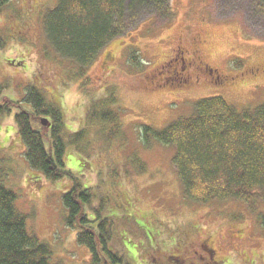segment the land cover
Masks as SVG:
<instances>
[{
    "label": "rangeland",
    "instance_id": "obj_1",
    "mask_svg": "<svg viewBox=\"0 0 264 264\" xmlns=\"http://www.w3.org/2000/svg\"><path fill=\"white\" fill-rule=\"evenodd\" d=\"M167 1L168 21L145 19L111 42L84 83L47 39L45 21L58 0H10L0 13L4 97L20 101L33 86L62 111L65 167L92 192L91 209L100 211L105 202L101 216L113 222L111 245L125 263L264 264V199L192 203L173 164L175 148L152 143L145 149L139 140L141 127L161 130L188 119L201 100L218 97L237 111L264 104V22L250 21L246 0ZM132 54L139 66L130 63ZM180 57L189 65L181 83ZM108 94L119 114L114 140L107 136L114 126L88 118L91 104ZM16 112L0 118V185L16 195L29 231L48 245L54 264H89L76 230L65 224L61 197L72 180L51 183L29 169ZM79 131L85 136L76 146L68 137Z\"/></svg>",
    "mask_w": 264,
    "mask_h": 264
},
{
    "label": "trees",
    "instance_id": "obj_2",
    "mask_svg": "<svg viewBox=\"0 0 264 264\" xmlns=\"http://www.w3.org/2000/svg\"><path fill=\"white\" fill-rule=\"evenodd\" d=\"M9 1L0 0V13ZM246 7L251 22H264V0H246ZM170 18L167 0H58L46 18L45 31L54 51L78 67L74 77L87 83L86 70L111 42L128 35L145 19ZM5 45L0 32V51ZM129 61L140 65L136 55ZM5 89L0 83V118L17 110L14 124L29 169L51 183L72 180L70 190L61 197L67 213L65 224L76 230L75 242L86 249L89 264H128L111 245L115 228L109 216H101L105 202L100 203V211L91 209L92 192L65 167L67 130L62 111L33 86L25 88L20 101L5 98ZM113 97L108 94L93 102L88 118L97 126L101 122L114 126L107 135L114 140L119 114L112 110ZM42 119L47 120L46 129ZM35 123L39 124L37 130ZM84 131L68 138L78 146ZM139 140L145 149L152 143L175 148L173 164L184 195L192 203L234 200L247 204L255 196L264 199V104L237 111L218 97L201 100L188 119L161 130L141 127ZM16 198L0 185V264H54L48 245L29 231Z\"/></svg>",
    "mask_w": 264,
    "mask_h": 264
},
{
    "label": "flooded vegetation",
    "instance_id": "obj_3",
    "mask_svg": "<svg viewBox=\"0 0 264 264\" xmlns=\"http://www.w3.org/2000/svg\"><path fill=\"white\" fill-rule=\"evenodd\" d=\"M180 55L182 56V53H180ZM176 62L180 65V67H181V75L183 76V77H185L184 79L182 78V76L180 75V74H178V75H180L181 77L180 78H177V79H179L180 80V82L179 83H181L182 81H184L185 82V80H188V77L187 76H184L183 74L184 73H186L187 72V69H188V64L186 63V61L184 60V58H182V57H180V58H178L177 60H176ZM205 67L206 66H203V68L205 69ZM208 68V67H207ZM177 69H178V67H177ZM175 70V69H174ZM208 70V69H207ZM209 72L211 73L212 71L209 69ZM212 252V251H211Z\"/></svg>",
    "mask_w": 264,
    "mask_h": 264
},
{
    "label": "water",
    "instance_id": "obj_4",
    "mask_svg": "<svg viewBox=\"0 0 264 264\" xmlns=\"http://www.w3.org/2000/svg\"><path fill=\"white\" fill-rule=\"evenodd\" d=\"M41 124H42L43 126H48V124H47V120H45V119H42V120H41Z\"/></svg>",
    "mask_w": 264,
    "mask_h": 264
}]
</instances>
